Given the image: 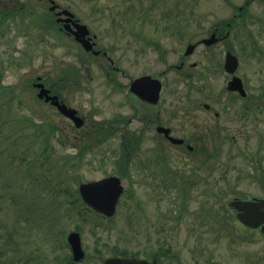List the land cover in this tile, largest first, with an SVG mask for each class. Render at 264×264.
Wrapping results in <instances>:
<instances>
[{
	"label": "rangeland",
	"instance_id": "1",
	"mask_svg": "<svg viewBox=\"0 0 264 264\" xmlns=\"http://www.w3.org/2000/svg\"><path fill=\"white\" fill-rule=\"evenodd\" d=\"M56 1L72 6L83 22L100 36L105 47L118 46L112 54L118 71L108 77L99 67H91L84 70L83 76L79 75L81 85L67 87L64 91L67 103L77 109L86 122L84 127L75 128L54 107L38 100V90L33 85L38 77L43 82L46 79L55 83L63 76V71L70 69L72 62H77L75 59L81 51L57 30L53 34L41 31L38 22L49 7L47 0H0V11H16L14 17L0 26V80L3 86L12 87L24 103L22 106L19 99L11 101V93L0 97V134L8 137L6 140L0 137L3 218L13 215L16 219H25L31 230L54 227L58 221L64 239L69 233L78 232L87 258L84 264L89 262L88 258L99 264L102 258L122 253L151 261L152 256L162 250L168 251L171 258L163 264H264V234L242 225L228 207L235 198L264 199V100L260 98L264 94V0L251 1L247 13L242 15L239 9L247 0H232L236 9L227 0H174L175 35L171 45L172 61L177 65L189 44L207 37L216 24L225 25L235 13L238 19L228 41L218 48L222 53V67L210 71L208 60L213 52L200 47L190 63H200L194 72L205 71V80L192 88L169 84L164 89L163 98L167 102L174 99V106L181 110L174 120L175 128L182 134L184 124L189 123L192 129L205 125L201 131L206 132L208 151L215 157L213 164L205 161L200 174L204 182L199 183V173L194 175L193 172L195 167L199 171L196 164L199 159L191 161L183 149L167 148L166 154L172 159L169 166L178 179L171 180L170 187H173L164 196L155 191L152 182L139 184L140 177L153 176L156 172L154 168L144 174L140 172L155 158L152 151L157 145L156 135L146 133L139 150L128 147L130 138H137L136 133L142 128L134 118L133 106L136 108L137 103L127 99L130 82L151 69L146 62L155 67L156 73L164 70L160 64L150 63L153 60L150 52L143 60L137 57L139 45L132 33L140 32V18L144 16L141 9L134 0ZM26 3L31 7H24ZM92 7L96 11L93 15ZM27 11L32 15L25 19ZM147 28V36L152 38V25L148 23ZM180 32L183 36H179ZM122 41L127 43L125 48ZM229 47L239 58L236 75L245 80L249 101L254 105L253 115L248 120L243 119L241 109L235 110L245 102H236L226 89L228 75L223 65ZM122 53L125 55L123 67ZM178 76L174 71L169 79L176 81ZM109 79L123 83V88L115 90L109 85ZM186 97L189 98L184 104ZM196 100L210 104L213 113H220L218 121L213 113L210 115L202 108L189 109L188 103ZM258 103H262L260 107ZM33 110L37 112L35 116ZM31 120L42 124L44 137L50 135L51 140L43 142L42 136L36 137L33 126L29 125ZM218 124L224 130L219 132ZM52 126L58 129L55 134L50 133ZM111 128L112 134L109 138L103 136L104 141H88L94 132L106 133ZM86 144L92 146H87L91 151L78 163L76 156ZM43 150L46 153L41 160L44 166L38 163V155ZM22 153L27 155L28 161L21 160ZM69 156L65 167L64 161ZM121 161L122 166L124 162L129 163V175L122 177L125 193L116 215L111 220L91 213L79 216V204L70 203L73 196L61 192L58 182L67 180L65 186L76 196L82 183L112 175L121 178ZM58 172L62 180L55 176ZM207 183L210 186H206ZM184 190L187 192H182ZM80 208L84 209L82 205ZM218 227L223 231L219 232ZM59 254L65 252L59 251ZM8 261L6 255L1 264Z\"/></svg>",
	"mask_w": 264,
	"mask_h": 264
},
{
	"label": "flooded vegetation",
	"instance_id": "2",
	"mask_svg": "<svg viewBox=\"0 0 264 264\" xmlns=\"http://www.w3.org/2000/svg\"><path fill=\"white\" fill-rule=\"evenodd\" d=\"M134 2L137 7L141 9L142 14L144 15L140 18V32L132 33L134 34V36H136V42L139 45V47L137 48V57H139L140 60H143V56L153 54L151 55V57L153 56V60H151L150 63L155 64L156 66L160 64L164 67V70L156 73L155 67H153V65H149L146 62L147 66H150L151 69L141 73L130 82L128 93L129 97H127V99L133 100L137 103V105H135L136 108H134L133 106V109L136 112L134 118L142 125V128L140 130V133H136V135L138 136L137 138H130L128 147H131L132 150H139L140 148H142L141 145L142 143H144L146 133L153 132L154 135H156L157 145H154L155 149L152 151V153L155 154V158L154 160H151L150 166H147L140 171L141 173H147V169L154 168L156 172L153 176L140 177L139 184L148 185L150 184V182H152L155 184V186L153 187L155 191L159 193V195L164 196L167 190H170L173 187H170L172 183L171 180L175 181V174L173 171H171V168L169 166V161L172 159L166 154L167 148L177 147L180 150L183 149V151L187 153L186 155L188 156V159L191 161L195 162V160H197L196 158L199 159V161L196 163L199 167V171L196 167L195 169H193L194 175H197V172L199 173V183L204 182L200 176L201 168L204 166V164H206L205 152L210 150L206 142V132L201 131L205 125H203L201 128L196 126L194 129H192V126L189 123L184 124L183 133L180 134L178 132V130L174 126V120L178 118L177 115L180 114L181 110H177V107L174 106V99L171 101L168 100L167 102V100L163 98L164 89L169 84H175L178 88H192L193 86H197V84H200L202 80H205V71L194 72V70L198 69L200 63H190L195 50L200 47H204L206 51L213 52L210 56V60H208L210 71H215L219 67H222V53L218 50V48L222 47V44L228 41L231 32L235 28L238 15L237 13H235V15L225 25H222L221 23L216 24L209 31L207 37H202L192 44L195 46L193 53L188 55L186 49L185 53L180 58L179 64L177 65L172 61V57L174 56V49L171 45V41L173 40L175 35L173 18L175 1L134 0ZM227 2L232 8L236 9V6L233 4L232 0H227ZM47 4L49 5V7L44 11V15L40 16L38 22L39 25H41V31L44 33L48 32V34H53L57 30V32H59L61 36L65 37L66 39L70 40L71 43L75 44L81 52L77 54V57L75 59L77 62H72V64L69 65L70 69L63 71V76H61V78L58 79L55 83L46 79L44 80V82L41 81V83H43L45 89L49 91L50 95L58 97V100L61 104H65L68 108H73L67 103L64 91L67 90V87L69 88V86H74L76 85V83L81 82L79 77L83 76L84 70H88L91 67H99L101 72L106 74V76L108 77L112 72H117L118 67L115 65L116 61L113 59L112 54L116 53L115 51H117L118 46L110 45L105 47L100 36H98L85 22H83V19L79 17V14L73 9L72 6L67 5L62 1L56 0H47ZM24 7L27 8L31 6L26 3L24 4ZM95 12V8L92 7V11L90 12L91 15H93ZM27 14L30 17L32 15V13L28 11ZM123 14L121 25L122 29L125 25V18L123 17ZM150 15L152 16V18L150 17ZM148 23H150L153 27L152 38H149L147 36V30H149V28H147ZM81 25L87 26L88 33L85 36H83V34L84 32H86V30L81 29ZM213 35H215L216 40L214 44L207 45L206 43H204L205 39H209ZM179 36H183V33L180 32ZM164 37H166L167 39H164ZM170 37L172 38L168 40ZM126 44V42L122 41V48H125ZM232 50L233 49L231 47L227 48L225 53V60L228 53L234 54ZM123 51H125V49H123L122 52ZM124 57L125 55H123L122 53V67L124 63ZM63 65L64 64H61V66ZM174 71L179 76L176 81H170L169 76L172 75ZM192 71L193 73H190ZM143 77H150L151 79L161 82L162 91L160 99L157 103H149L131 91L133 82ZM232 78V75H228L227 85ZM242 80L244 82L245 90L248 94L246 97H242L238 92H227L233 96V99L236 102L242 101L241 104L245 102L244 106L242 105L241 107H235V110L239 112V109H241L243 119L248 120L250 119V116L253 115L254 105L249 101V93L247 90L248 87L245 80L243 78ZM108 83L109 85L113 86L115 90H121L124 85L123 83L122 85H120L114 79H109ZM60 84H64L66 87L61 86ZM79 84L81 85V83ZM188 98L189 97H186L185 102L182 103L187 104ZM42 101L54 107L59 115L70 121L73 126L77 128L71 119L65 117L61 112H59L57 107L53 106L50 102H46L45 99H43ZM235 105L238 106L237 103H235ZM188 107L191 110L198 109V107L202 108L205 112L210 113V115H212L213 113L212 106L210 104L201 103L197 100L195 101V103H188ZM258 107H260V104H258ZM75 110L78 112V116H80L79 111L77 109ZM227 110H229V107L227 108ZM231 110L234 111V109L232 108ZM213 115L217 120L220 116V113L215 112L213 113ZM217 129H219V132L221 129L224 130V128H221L220 124H218ZM59 132L62 134L61 130H59ZM96 134L97 133L94 132V134L89 137L88 141H90V143L96 142L99 139L104 141L101 137H98V139H96ZM111 134L112 132L106 136H108L109 138ZM175 138L182 140L183 143H175L174 141H172V139ZM87 146L92 147L90 145ZM120 163L121 165L119 168V175L121 176V178H119L122 181V161ZM191 178V176H187V179L190 180V182L193 181ZM3 212L4 211L0 209V264L1 260L6 255L9 260L6 264H84V260H86L87 258L85 257L81 260L75 259L73 255V249L68 242L69 235L64 239L62 228L58 221L56 222L54 227L51 226L50 228H46L45 226H41V228L39 229L31 230L27 220H22L19 218L16 219L15 217H13V215H6L8 217L4 219ZM95 215L102 217L105 220L107 219L105 216L96 212ZM59 251H63L65 252V254L61 255L59 254ZM111 258H114V256L102 258L101 263L99 264H104L108 259ZM135 258L139 260H147L148 262H150V264H163L164 260L169 261L171 259L169 257L168 251L166 250L156 252L152 256L151 261L147 258H141L140 256H137ZM88 260L89 262L87 264H94L92 261L94 259L91 260L88 258Z\"/></svg>",
	"mask_w": 264,
	"mask_h": 264
},
{
	"label": "water",
	"instance_id": "3",
	"mask_svg": "<svg viewBox=\"0 0 264 264\" xmlns=\"http://www.w3.org/2000/svg\"><path fill=\"white\" fill-rule=\"evenodd\" d=\"M81 29L86 30L83 36L87 35L88 30L86 26H81ZM214 39L207 40L208 44L212 43ZM195 46H189L187 54H191ZM239 67V60L231 53L227 54L225 70L227 73L234 75ZM41 89L38 97L45 98L47 102H51L57 106L62 114L72 119L77 127H82L83 119L77 117V111L67 108L66 105L61 104L56 96H50L42 84L37 85ZM162 84L158 80L150 77L139 78L133 82L131 91L140 96L143 100L149 103H157L160 98ZM228 90L238 91L243 96H246L243 81L241 78L234 76L228 84ZM175 143H182L181 140L172 139ZM124 192V187L118 177H109L100 181L82 184L80 186V193L84 202L98 213L107 217H113L116 213V208L121 195ZM230 208L237 212V217L246 226L250 228H259L264 233V199L255 198L253 200L234 199L229 204ZM69 243L71 244L76 260L84 257L82 250L81 238L78 233H72L69 236ZM104 264H149L147 261L136 259L112 258L108 259Z\"/></svg>",
	"mask_w": 264,
	"mask_h": 264
},
{
	"label": "trees",
	"instance_id": "4",
	"mask_svg": "<svg viewBox=\"0 0 264 264\" xmlns=\"http://www.w3.org/2000/svg\"><path fill=\"white\" fill-rule=\"evenodd\" d=\"M249 3H250V0H247V2H246V4L244 5V7H243L242 9H240L239 12H240L241 15L244 14V13H247V11H248V7H249ZM14 12H16V11H7V10H2V11H0V26L3 25L6 21H8L9 18L14 17V16H13ZM24 16H25V19L30 17L27 13L24 14ZM13 19H14V18H13ZM69 76H70V75H69ZM68 79H69V77H68ZM1 81H2V80H0V97L7 96L8 94L11 93V95L9 96L10 98L12 97V98H11V101H12L13 99H19V102L22 104V106H24V105H23V101L20 99L21 96H20V95H17V94L15 93V91L13 90L12 87H5V86H3L2 83H1ZM261 97L264 99V94L261 95ZM9 101H10V100H9ZM7 105H8V104H7ZM0 108H2L1 105H0ZM6 112H7V111H6ZM36 113H37L36 110H35V111L33 110L32 114L35 115ZM25 121H26V120H25ZM31 121H32V120H31ZM6 122H7V121H6ZM6 122L4 123V126H5V127H6ZM27 124H28V123H27ZM30 124L33 126V131L35 132V134H34V133H33V134H34L36 137H40V136H42V137H43V138H42L43 142H44V141L46 142V141L51 140V136H50V135H47V137H44V135H46V134H44V131H43V125H42V124H40V123H35L34 121H32V123L30 122L29 125H30ZM31 128H32V127H31ZM112 131H113L112 128H111L109 131H107L106 133H105V132L98 133V131H96L95 133H97V134L95 135V138H96V139H98V137H101V138H102L103 136L109 135L110 132H112ZM51 132H53V133L55 134V132H58V129H57V128H54V127L52 126V127L50 128V133H51ZM50 133H49V134H50ZM0 137H1V138H4V140H6V139L8 138L7 136H3L2 134H0ZM46 148H48V145H47ZM90 151H91V148L87 147V145H84V146L80 149V152L78 153V156H76V158H78V159H77L78 163H82V160L84 159V157H85V156L88 154V152H90ZM43 154H44V155L46 154V153H45V150H43L42 154H39V155H38V157L40 156L39 159H38V160H40V161H38V163H41L42 166H44L43 162L41 161V160H42V157H43ZM205 154H206V163H208V164L212 163V164H213V163H214V159H215V157L212 156V155L209 153V151H206ZM22 155H23V158L21 157V160H22V161H28V160H29L26 154L22 153ZM70 157H71V156H69L68 158L65 159L64 164H63L65 167L68 165V163H69V161H70ZM61 167H62V166H60L59 169H61ZM128 167H129V163H128V162H124V163H123V166H122V174H123L124 177H126V176L129 175V174H128V172H129ZM64 169H65V168H64ZM55 176H57L59 180H62L61 174H59V172H58V174L56 173ZM66 183H68V182H67V180H64V179H63L62 181H59V182H58V186H59V187L61 186L60 191L63 192V193H67L68 195H72V196H73V199H71L72 202H70V203H72V205H73V204H79L78 207H77V209H78V210H77V213L79 214V216L83 217L86 213H88V210L86 209V206H85V204L83 203V201H82V199H81V197H80V195H79V191L77 190V192H76L77 195L74 196V193H72V192L68 189V187L65 186ZM206 186H210V183H207ZM183 189L186 190V186H184ZM185 190L182 191V192H187V191H185ZM210 190H211V189H210ZM210 193H213L212 195L215 196V197H217V195H218L216 192H214V190H211ZM182 194H183V193H182ZM80 205H82V207H83L84 209L80 208ZM227 211H228V209H227ZM211 215H212V214H211ZM207 217H208V216H207ZM217 222H218V224H219V226H220V223H219L218 220H217ZM221 227H224V226H221ZM218 231H219V232H222L223 230H222L221 228L218 227Z\"/></svg>",
	"mask_w": 264,
	"mask_h": 264
}]
</instances>
